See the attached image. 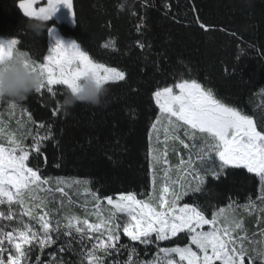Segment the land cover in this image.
<instances>
[{
    "label": "snow or ice",
    "instance_id": "obj_1",
    "mask_svg": "<svg viewBox=\"0 0 264 264\" xmlns=\"http://www.w3.org/2000/svg\"><path fill=\"white\" fill-rule=\"evenodd\" d=\"M37 4L38 0H20L19 8L26 18L50 19L58 5L63 4L77 23L74 0H45L44 6L34 7ZM141 6L147 9L152 5L149 0H142ZM163 7L167 15L172 6L165 0ZM192 11H197L195 5ZM146 19L145 11L136 25L137 32L143 34ZM196 23L204 30L211 27L199 16ZM48 31L52 35L53 30ZM20 43L12 39L6 45L0 44V62L19 52ZM136 44L141 49L146 47L141 40ZM103 47L118 50L117 38L110 37ZM26 53L31 67L44 79L37 94L46 91L54 98L58 86L75 91L78 81L89 75L104 85L128 82L126 70L97 61L76 42L65 46L57 40L39 61ZM150 97L159 110L148 134L150 189L115 195H101L89 186L90 181L45 175L42 169L48 163L45 143L57 146L59 143L53 124L41 122L37 127L43 134L33 133L27 129L29 123L36 124L31 111L9 102V115L19 107L22 117L27 113V121L17 120V129L12 130L0 119V206H7L6 210H0V264H109V258L111 264L264 261V247L247 246L252 238L244 219L235 215L239 207L248 215L258 211L264 216V128L259 127L252 115L220 98L213 88L183 74L172 83L157 84ZM60 111L57 102L52 116H59ZM29 136L31 143H25ZM178 146L186 151V157ZM169 152L179 157L174 166ZM233 170H246L258 178L260 187L255 200L249 196L244 204L233 201L227 208L219 207L210 214L202 205L187 202L190 194L204 191L209 178L219 180ZM69 189L78 193L82 190L83 218L70 210L58 215L73 203ZM53 203L59 207L50 208ZM261 235L264 236V229ZM122 236L146 248L155 244L157 250L151 259L141 260L135 243H123ZM160 242H172V246H161ZM74 244L80 246L79 252ZM53 246L55 250L48 252L49 258L43 259L45 250ZM122 250L127 251L124 260L116 258ZM64 253H72L78 260H66L60 255Z\"/></svg>",
    "mask_w": 264,
    "mask_h": 264
},
{
    "label": "trees",
    "instance_id": "obj_2",
    "mask_svg": "<svg viewBox=\"0 0 264 264\" xmlns=\"http://www.w3.org/2000/svg\"><path fill=\"white\" fill-rule=\"evenodd\" d=\"M19 2L0 0V39L20 40L18 49L39 61L48 52V29L56 27L61 36L73 39L97 61L124 69L128 74L127 83L107 85L108 94L100 106L78 103L70 114L61 110L55 118L52 111L67 90L63 86H58L54 98L45 91L16 102L31 111L36 124L29 123L27 129L33 133L43 134L37 127L41 122L53 124L59 143H45V175L90 181L89 186L101 195L148 191V134L158 115L150 94L157 84L172 83L181 74L213 88L220 98L252 115L264 128V0H166L172 6L167 15L165 0H149L152 6L147 9L141 6L142 0H127L123 9L118 5L124 0H74L77 23L73 21L71 26L51 19L39 38L22 31L27 18ZM193 5L196 12L192 11ZM145 11L146 27L141 34L136 25ZM197 16L211 26L209 30L200 28ZM110 37L117 38L118 50L103 47ZM138 40L145 43L144 49L136 44ZM10 101L2 100L0 119L16 130V121H27V113L22 117L18 107L10 116ZM31 139L27 137L25 143H31ZM57 163L59 168L55 167ZM259 187L253 174L233 170L219 180L209 178L203 192L190 194L186 200L202 205L210 214L219 207L227 208L233 201L244 204L249 196L255 200ZM68 191L73 203L58 215L70 210L83 218L84 195L75 189ZM6 207L0 206V210ZM58 207V203L50 205L52 209ZM259 222L258 228L254 226ZM259 222L253 225L251 221L252 229L247 232L255 234L264 229V216ZM121 239L125 244L135 243L141 260L151 259L157 250L155 244L146 248L127 237ZM160 243L172 246V242ZM74 247L80 251L78 244ZM54 250L55 246L46 249L42 258L48 259V252ZM60 255L73 262L78 260L72 253ZM116 258L126 259L127 251L122 250ZM255 264L264 261L256 259Z\"/></svg>",
    "mask_w": 264,
    "mask_h": 264
},
{
    "label": "clouds",
    "instance_id": "obj_3",
    "mask_svg": "<svg viewBox=\"0 0 264 264\" xmlns=\"http://www.w3.org/2000/svg\"><path fill=\"white\" fill-rule=\"evenodd\" d=\"M127 3L118 5L123 9ZM54 14H52L53 16ZM49 19L42 16L28 17L22 31L33 37H41L48 29ZM44 83L43 76L31 67V61L26 51H19L10 57H4L0 62V98L14 102H23L29 95L36 93ZM108 94L107 85L98 83L92 76L81 78L76 90L67 89L60 108L65 114H70L76 104L100 106Z\"/></svg>",
    "mask_w": 264,
    "mask_h": 264
},
{
    "label": "rangeland",
    "instance_id": "obj_4",
    "mask_svg": "<svg viewBox=\"0 0 264 264\" xmlns=\"http://www.w3.org/2000/svg\"><path fill=\"white\" fill-rule=\"evenodd\" d=\"M44 3H45V0H38V4L34 5V7L44 6ZM51 19H54L58 22H65L71 26L73 25V22H72L73 18H72L71 12L63 4L58 5L56 13L49 20H51ZM51 29L53 30V33H52V35H49L50 46L48 48V51L50 48L55 46L57 40L62 41L65 44V46H68L72 42H75L71 38H64L63 36H61L56 27H51ZM9 41H11V40L7 41L5 39H0V44L6 45L7 42H9ZM1 105H4V103L2 101H0V106ZM158 114H159V110H158ZM148 139H149V137H148ZM161 139H163L162 133H161ZM161 147H162V145H161ZM178 147H179L180 152H182L186 157V155H187L186 151L181 146H178ZM148 155H149V148H148ZM168 158H169V160L173 166L176 165L179 161V157L172 152H169ZM149 161H150V156H149ZM81 181H83V180H81ZM80 193H82V190ZM235 215L237 217H242L244 219L247 231H249L250 229H252V227L250 226L251 221L253 222V225H254V223L259 222V219L261 218L262 214L257 211L255 213H253L252 215H248L243 211V209L237 207L235 210ZM90 219L94 221L95 217H90ZM25 220H27V217H25ZM260 224H261V222H259L258 224L254 225V226H257V228H258ZM248 235H249V237L252 238L251 241L247 242L248 247H250V248L251 247H257V248L264 247V243H261L262 241H264V236L261 235V231H257V233H255V234L248 233ZM252 241H255L256 243H253Z\"/></svg>",
    "mask_w": 264,
    "mask_h": 264
},
{
    "label": "crops",
    "instance_id": "obj_5",
    "mask_svg": "<svg viewBox=\"0 0 264 264\" xmlns=\"http://www.w3.org/2000/svg\"><path fill=\"white\" fill-rule=\"evenodd\" d=\"M73 22V21H72ZM8 41V40H7ZM49 46H50V41H49Z\"/></svg>",
    "mask_w": 264,
    "mask_h": 264
}]
</instances>
